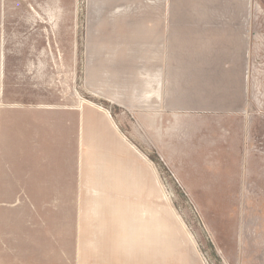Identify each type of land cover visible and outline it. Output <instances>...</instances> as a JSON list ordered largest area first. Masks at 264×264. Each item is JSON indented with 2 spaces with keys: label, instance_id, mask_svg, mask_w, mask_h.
<instances>
[{
  "label": "rangeland",
  "instance_id": "374dc122",
  "mask_svg": "<svg viewBox=\"0 0 264 264\" xmlns=\"http://www.w3.org/2000/svg\"><path fill=\"white\" fill-rule=\"evenodd\" d=\"M171 10L173 20L184 12L213 20L244 17L252 24V42L149 43L147 28ZM2 45L3 134L10 132V119L14 134L22 118L29 133H39L44 119L58 115L68 134L69 113L78 122L81 101L85 108H103L113 127L155 165L166 206L184 219L206 264H264V0H0V52ZM188 52L200 54L202 72L221 71L219 91L202 93V108L179 107L194 101L183 92L192 87L180 84ZM206 54L214 59L205 63ZM241 69L243 93L234 84ZM150 86L156 89L151 110ZM229 103L239 107H212ZM60 186L63 215L69 184ZM21 188L14 184L8 201L18 199ZM4 193L0 184V264H10ZM164 208L158 203V211Z\"/></svg>",
  "mask_w": 264,
  "mask_h": 264
},
{
  "label": "crops",
  "instance_id": "0c3cea01",
  "mask_svg": "<svg viewBox=\"0 0 264 264\" xmlns=\"http://www.w3.org/2000/svg\"><path fill=\"white\" fill-rule=\"evenodd\" d=\"M184 13L173 20L172 10L165 12L163 20L147 28L149 43L245 46L252 42V24L244 17L231 20L224 15L213 20ZM206 55L205 63L214 59ZM182 60L186 63L181 64L180 84L192 87L183 92L194 101L179 107L202 108L204 103L198 102L202 93L210 94V87L213 94L219 91L214 87L222 83L220 66L202 72L201 56L192 52ZM4 61L2 45L1 81ZM244 74L241 69L240 79L234 81L240 93L244 92ZM148 100L149 109H156L155 87L150 86ZM86 103L81 101L78 108V122L69 113L68 134L62 133L59 115L44 119L45 131L39 133H29L22 118L20 133L12 132L10 119V132L3 134L0 121L5 259L10 264L14 260L22 264H206L184 219L166 206L156 184L155 165L113 127L108 111L85 108ZM212 107L236 109L239 105ZM14 184H21V191L18 199L8 201L16 192ZM44 184L54 186L45 188ZM60 184H69L65 190L68 210L63 215L65 196ZM158 203L165 208L158 211Z\"/></svg>",
  "mask_w": 264,
  "mask_h": 264
}]
</instances>
